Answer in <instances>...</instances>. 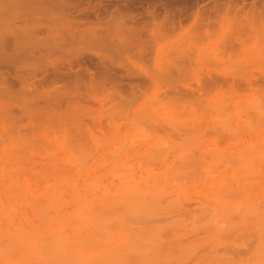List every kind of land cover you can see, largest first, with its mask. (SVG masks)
Masks as SVG:
<instances>
[{"label": "bare ground", "instance_id": "6f19581e", "mask_svg": "<svg viewBox=\"0 0 264 264\" xmlns=\"http://www.w3.org/2000/svg\"><path fill=\"white\" fill-rule=\"evenodd\" d=\"M61 7L0 0V264H264V79L130 75Z\"/></svg>", "mask_w": 264, "mask_h": 264}, {"label": "rangeland", "instance_id": "374dc122", "mask_svg": "<svg viewBox=\"0 0 264 264\" xmlns=\"http://www.w3.org/2000/svg\"><path fill=\"white\" fill-rule=\"evenodd\" d=\"M51 3H61L60 12L71 23H75L77 28H80L78 30L81 33L84 32L83 35L86 34L88 38L91 35L90 39L92 40L94 36L102 39H100L102 43L94 45V47L97 45L94 48H97V53L100 51L104 55V51H107L108 57L114 58L116 66L123 58V63L126 64V66L123 65V69L130 70V75L149 80L154 78L153 75L158 71L164 72L165 68H168L172 71V76L177 82L182 78L184 82L186 74H191L199 80L202 74L208 73L206 70L219 66L225 71H231L232 74L227 75H234L237 78H241L243 75L248 77L251 75L254 78L256 74L255 77L260 80L264 79V0H51ZM120 29L126 33L119 35ZM89 30H93L94 33L88 32ZM196 32H198L197 35L199 33L201 35L196 36ZM134 34L142 37L145 41H150L149 43L145 42L146 46L151 44V47L150 45L147 47L149 50L144 46V49H147V52L145 50L146 54L144 49L143 53L139 46V41L142 38L141 40L139 38V44L136 45L137 41L134 40H138V36L136 38ZM121 35L122 39L124 37L127 40L129 37L130 40L134 39V49L130 48L132 52L130 49H124L127 41H123L124 39L122 40L120 37L121 42H119ZM189 37L192 39L198 37L200 44L197 46L199 49H196L192 44L186 50L188 52L186 57L179 58L180 56L177 55V58L174 56V60L170 59L171 54H175L179 48L188 44V39H191ZM159 42L166 43V56L163 55L162 59L156 62L158 50L156 44ZM125 50L130 53H126ZM133 50L136 51L133 52ZM196 51L199 58H195L194 52ZM192 53L193 55H191ZM167 59H170L169 64L173 60L170 66L166 64ZM250 77L247 80L253 82L254 80ZM88 78L86 86L80 87L81 92H92L91 76L88 75ZM257 78L255 79L259 80ZM197 85L195 81L194 86L197 87ZM163 87L161 85L155 91L157 96L164 92ZM99 89H97L98 93L103 90ZM114 89L113 85H108V94H111ZM109 121L108 114V126ZM28 126L33 130L34 125ZM2 148L0 147V150Z\"/></svg>", "mask_w": 264, "mask_h": 264}]
</instances>
